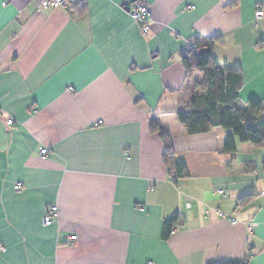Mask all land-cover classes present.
<instances>
[{
    "label": "crops",
    "instance_id": "1",
    "mask_svg": "<svg viewBox=\"0 0 264 264\" xmlns=\"http://www.w3.org/2000/svg\"><path fill=\"white\" fill-rule=\"evenodd\" d=\"M85 1L0 0V264H264V147L235 138L225 154L230 130L188 134L176 109L201 77L180 52L213 36L217 62L242 71L240 108L264 102V0H137L147 32L127 0ZM152 121L187 177L165 166ZM232 157L249 171L229 174Z\"/></svg>",
    "mask_w": 264,
    "mask_h": 264
},
{
    "label": "trees",
    "instance_id": "2",
    "mask_svg": "<svg viewBox=\"0 0 264 264\" xmlns=\"http://www.w3.org/2000/svg\"><path fill=\"white\" fill-rule=\"evenodd\" d=\"M137 1V0H135ZM235 0L233 4H236ZM75 13L86 12L85 0L72 6ZM221 36L196 38L189 48L179 54L186 70L187 78L194 72H200L202 77L190 89L181 90L180 98L188 109L177 112V118L188 134H200L215 128L230 130L231 134L223 145V153L236 152L237 138L241 143L254 147H264V102L256 98L247 101V108L239 106V92L243 86L242 71L236 66L220 65L213 56L215 45L221 44ZM150 130L158 133L163 144V162L170 173L177 177L189 175L184 163L178 162L169 134L156 121H152ZM227 172L231 175H242L249 171L242 161L232 157L224 161ZM245 199V198H244ZM241 198L239 201L244 200ZM181 223L180 215L166 219L163 222L162 239L168 240ZM218 264H249L248 260L227 261Z\"/></svg>",
    "mask_w": 264,
    "mask_h": 264
},
{
    "label": "built area",
    "instance_id": "3",
    "mask_svg": "<svg viewBox=\"0 0 264 264\" xmlns=\"http://www.w3.org/2000/svg\"><path fill=\"white\" fill-rule=\"evenodd\" d=\"M39 6L42 8H67L69 6V0H39ZM128 12L131 17L136 21L140 22L142 26V30L147 32L150 27V19L151 12L148 6L143 3H139L137 1H133L128 5ZM264 15V10L261 6H257L255 17L256 19L261 18ZM2 113L0 111V117ZM7 123L12 125L14 121L12 119H8ZM48 153V148L41 147L40 154L42 156H46ZM22 185V184H19ZM220 193H224L223 190H220ZM59 208L58 206H51L44 215L43 222L45 225H51L58 218ZM251 227V224H250ZM68 241L70 245H74L77 242V236L72 234L68 236ZM6 251V247L0 244V252Z\"/></svg>",
    "mask_w": 264,
    "mask_h": 264
},
{
    "label": "rangeland",
    "instance_id": "4",
    "mask_svg": "<svg viewBox=\"0 0 264 264\" xmlns=\"http://www.w3.org/2000/svg\"><path fill=\"white\" fill-rule=\"evenodd\" d=\"M195 73V72H194ZM194 73H193V75H194ZM201 77H202V74H201ZM201 77H199L198 75H197V78H199L197 81H199L200 79H201ZM192 78H193V76H192ZM194 80V79H193ZM197 81H195V82H197ZM195 84V83H194ZM186 106H184V105H179L178 106V108H176L177 109V111H185L186 110V108H185Z\"/></svg>",
    "mask_w": 264,
    "mask_h": 264
},
{
    "label": "water",
    "instance_id": "5",
    "mask_svg": "<svg viewBox=\"0 0 264 264\" xmlns=\"http://www.w3.org/2000/svg\"><path fill=\"white\" fill-rule=\"evenodd\" d=\"M128 5H129V0L125 1L123 6H125V8L128 10Z\"/></svg>",
    "mask_w": 264,
    "mask_h": 264
}]
</instances>
